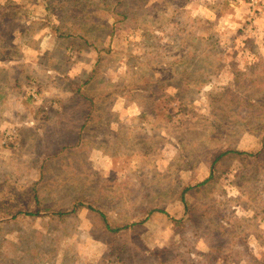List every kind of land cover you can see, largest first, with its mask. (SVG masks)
Listing matches in <instances>:
<instances>
[{
    "label": "rangeland",
    "instance_id": "374dc122",
    "mask_svg": "<svg viewBox=\"0 0 264 264\" xmlns=\"http://www.w3.org/2000/svg\"><path fill=\"white\" fill-rule=\"evenodd\" d=\"M0 264H264V0H0Z\"/></svg>",
    "mask_w": 264,
    "mask_h": 264
}]
</instances>
